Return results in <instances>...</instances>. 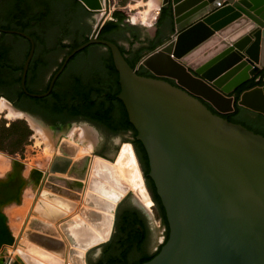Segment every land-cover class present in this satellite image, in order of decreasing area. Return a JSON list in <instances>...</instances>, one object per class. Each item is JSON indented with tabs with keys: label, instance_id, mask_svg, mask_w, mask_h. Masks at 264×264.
<instances>
[{
	"label": "water",
	"instance_id": "1",
	"mask_svg": "<svg viewBox=\"0 0 264 264\" xmlns=\"http://www.w3.org/2000/svg\"><path fill=\"white\" fill-rule=\"evenodd\" d=\"M78 1L93 12V19H86L93 30L100 16L96 12L102 10L101 0ZM225 2L228 5L223 6ZM166 5L172 8L175 32L169 40L144 56L136 68L129 65L116 44L98 39L97 32L106 22L103 17L86 43L59 59L62 62L60 69L52 78L49 72V88L40 94L26 88L27 73L36 49L33 38L24 32L3 28L0 33L18 35L30 42V52L23 64L21 88L35 99L51 94L59 76L76 54L97 44L110 50L119 75L117 97L137 132L136 139L146 151L148 176L165 209L170 230L169 239L159 254L143 264H264V137L223 117L235 110L233 93L264 70V0H162L159 10ZM171 55L179 59L180 64L171 59ZM151 58H154L152 64ZM242 58L247 62L220 76L228 66ZM259 58L260 69L248 68L234 77L240 68L248 63L253 65ZM140 66L155 77L138 75ZM163 78L173 80L175 85ZM228 99H231L229 107L226 105ZM238 105L264 115V86L243 92ZM1 107L7 108L9 116L26 118L55 149L62 136L71 137L79 126L82 127V143L94 145L96 153L114 160L120 148L119 139L131 137L128 133L113 134L103 126L87 122L53 131L42 117L39 119L4 100H1ZM58 148L68 149V155L63 153V156L73 157L78 146L62 140ZM124 153L127 156L123 166L125 179L116 175L110 166L100 168L96 164L99 180L91 183L95 193L88 195L86 204L89 208L81 211L82 217L59 224L68 248L59 232L49 224L59 221L65 213L48 203L37 206L36 213L49 223L34 221L30 225L33 231L24 234L32 245H36L34 249H28L31 254L50 261L49 256L56 264H64L67 256L71 264H89L90 252L112 239L119 206L130 189L142 202L149 199L131 144L121 146L115 163ZM12 162L15 172L0 180V245L14 240L4 209L21 204L27 186L22 178L25 165L16 159ZM89 162L90 157H84L73 168V173L83 177ZM67 163L57 157L51 173H63ZM46 175V186L65 196L70 193L59 187L53 188L50 183L78 190L83 187L81 182L53 178L50 172ZM42 196L67 211L73 208L60 196H51L48 192ZM138 198L132 196L134 204L143 209ZM152 222L155 240L159 241L161 233L154 220ZM19 252L28 264L38 263L31 260L30 254Z\"/></svg>",
	"mask_w": 264,
	"mask_h": 264
},
{
	"label": "trees",
	"instance_id": "2",
	"mask_svg": "<svg viewBox=\"0 0 264 264\" xmlns=\"http://www.w3.org/2000/svg\"><path fill=\"white\" fill-rule=\"evenodd\" d=\"M169 8L171 10L162 8L156 23L158 31L149 48H135L137 43L142 44L140 31L131 26L127 16L120 11H115L111 20L102 26L99 38L117 46L119 42L126 43L128 49L125 46L119 48L129 65L136 68L145 54L154 51L165 39V25L168 20L172 22L170 5ZM92 15L78 0H0V28L24 32L33 38L36 45L26 78L29 92H47L52 76L62 65L59 59L89 40L92 27L86 19ZM101 47L92 45L76 54L56 81L51 94L35 99L27 96L21 88L23 64L30 52V42L18 35L0 33V95L17 109L38 115L55 126L85 120L103 126L113 134L135 132L124 104L117 97L120 93L119 75L112 55L110 51L103 57L98 55ZM49 72L51 78L47 81ZM137 73L144 77H155L143 66ZM166 80L175 85L173 80ZM258 86H264V70L233 93L236 98L235 110L223 117L264 137V115L238 105L243 92ZM206 105L217 113L209 104ZM31 134L25 122H13L0 133V150L17 154ZM137 143L145 172L148 173L146 151L141 142ZM7 144L11 146L7 148ZM149 186L160 208V216L167 225L165 209L150 178ZM160 250L138 264L150 261Z\"/></svg>",
	"mask_w": 264,
	"mask_h": 264
},
{
	"label": "rangeland",
	"instance_id": "3",
	"mask_svg": "<svg viewBox=\"0 0 264 264\" xmlns=\"http://www.w3.org/2000/svg\"><path fill=\"white\" fill-rule=\"evenodd\" d=\"M161 4H162V0H105V11L107 12L106 13L107 18H108V15H109V18L113 17V13L115 11H120V12L124 13L127 16L128 21H130L133 24V26L138 28L139 31L143 32L144 34H149L150 36H153L155 34V31L157 28V26H156L157 20H158L160 14H161V11H162V10H159V8L161 7ZM168 6L169 5H166L165 7H168ZM96 13H100V12H96ZM155 13H158V14H156V18L154 19ZM100 18L101 17L99 16V18L96 21L95 26L92 30V33H95L96 26H97V23H98ZM109 18H108V20H109ZM165 26H167L164 29V33L166 36L172 35L175 32V24H174L173 16H172V22H171V20H168V22L166 23ZM170 26H172V28H173L172 30H171ZM153 59L154 58H151L150 60H153ZM0 99H4L5 101H7L9 103V105H13L9 100H7L5 97H3L1 95H0ZM228 103H229V105H231V99H228ZM20 121H23L26 123V125L28 126V128L30 129L32 134H31L29 140L25 143V145L22 146L21 148H19L20 151L17 154L11 155V154H8V153L0 150V175L4 176L6 173L5 171L11 168L12 160L17 159V160L23 162V164H25V170H26L25 175L28 176L29 178L31 177L32 172L34 170L35 171L37 170L36 174H38L39 178L43 172L45 174L50 172V174H51V176H53V178L56 177V178H60L63 180H67L69 182H72V179L77 178L78 180H76V181L81 182L82 186H83L81 190L71 188L74 190V192L73 193L68 192L72 195L68 194L67 196L57 193L51 187H47L45 184H41L40 187H38V186L37 187H31L24 195V204L22 206H16L15 205V206L7 209V214L9 215V218H10V224L12 227V231H13V234L16 236V239H18L19 247L23 248V247L27 246L26 250L18 249V251L21 250L26 254H31V252L28 251V249L29 250L32 248L34 249L36 245L35 246L32 245L33 243H31L28 239H26L24 237L23 233L33 231L30 227L32 222L37 221V220L42 221L41 217H38V215L36 214L37 206L42 202L43 203L48 202V204H51V202L46 200V198H44L42 195L44 193L48 192L51 196H57V197L60 196V198L63 199L65 202L67 201L69 204L73 205V208L70 211H67L64 208L62 209V207L55 205V208L59 209L61 212H64L65 216L55 223H49L45 219H44L45 222L42 221L43 223L48 222L49 224H51V226H53V228H55L59 232V234L61 235V239L66 240L63 232L59 228V224L65 220H68V219H71L74 217L75 218L76 217H82L81 211L89 208V206H87V204H86V201L88 199V195L95 193L93 188H91V183L93 180L94 181L99 180V178L97 177V175L95 173L96 163H95V166L93 167V169H91L92 170L90 173L91 176L90 175H84L83 177H79L78 173H73V168H75L77 166L76 164L79 165V162L83 161V158L86 157L87 155H90L89 157L91 160V156H95V155L99 156L100 154L95 152L94 145L84 144L80 141L81 135H82V127H79V126L76 127L74 129L71 137L62 136V138L60 140V142L62 140H67V142L74 143L78 146L76 153L73 155L74 156L73 159L71 157L63 156L64 154H59V157H61L63 160H67L69 162L66 164L68 169H69L70 165L73 164V162H77V160H79V161L70 169V172L68 173V175L65 176V177H67V179H65L64 176L60 177V176H58L59 175L58 172H52L51 173V166H52L54 160L57 158L56 156H58V154H57L58 151L56 149L58 148L60 142H59L56 149L53 148L44 139V137L40 133L37 132L36 129L31 127V125L29 124V122L26 118L21 117V116H15L12 118H8L7 117V111L2 112V113L0 112V133L3 130V128H5V127L8 128L13 122H20ZM10 146L11 145H9V144L6 145L7 148H9ZM125 151H126L125 153H127V154L129 153L127 150H125ZM125 153L122 154L121 160L117 163H115V159H116L117 154H116L114 160L110 159L108 157L104 158L107 160H111L116 165L117 169L119 170L120 174L123 176L124 179H125L124 173H125L126 169L124 170L123 166L125 165V163L127 161L126 160L127 156L125 155ZM102 157H105V156H102ZM45 180H46V178L43 180V183ZM125 181H127V180H125ZM73 182H75V181H73ZM84 182H86V183H84ZM46 184H48V183H46ZM76 194H79L78 199L76 198ZM133 194H135V193H133ZM34 205H35V207H34ZM51 205H53V204H51ZM145 206L149 210H151L152 202L150 200H147L145 203ZM33 208L35 209V212L33 211ZM154 214H155V217H154L155 226L157 227L158 231L161 233V237H162L163 227L160 226V220H159L156 212H154ZM11 246H12V243H11ZM0 250H1V247H0ZM18 251L15 254L11 247H9V248L5 247L4 252L2 250L0 251V262H3L5 264H14L15 262H17L19 264H28L27 261L24 258H22L21 254L19 256L20 252H18ZM28 256H30V255H28ZM47 257L50 259V261H52L49 256H47ZM35 259L37 261L41 262L37 258H35ZM39 259H41V258H39ZM66 260H67V258L64 259V262H66ZM52 262H54V261H52ZM44 264H46V263H44Z\"/></svg>",
	"mask_w": 264,
	"mask_h": 264
},
{
	"label": "flooded vegetation",
	"instance_id": "4",
	"mask_svg": "<svg viewBox=\"0 0 264 264\" xmlns=\"http://www.w3.org/2000/svg\"><path fill=\"white\" fill-rule=\"evenodd\" d=\"M93 15L90 16V19H93ZM105 19L106 21L108 20L107 16L105 17ZM87 23L91 26L90 21H87ZM128 23L131 26H133V24L130 21ZM100 29L97 32L98 39H100L99 38ZM157 31L158 29L156 28L154 37L150 36L149 34H144L143 32L140 31V40L143 45L142 47L149 48L151 46V43L154 41ZM93 34L94 33L89 34V39L91 38ZM118 45L123 46V43L119 42ZM100 46H103V45H100ZM108 51L110 50L106 48L105 46H103L99 48L98 55H101L103 57L104 55L108 54ZM163 80L169 82L168 80H166V78H163ZM34 116L39 119L41 118L38 115H34ZM78 122H87L89 124H93L85 120L70 121L66 124H63V125L61 124L58 126L48 124L47 122L45 123L53 131H58V130H63L69 127L70 125L74 123H78ZM93 125H96V124H93ZM135 132L132 130L126 131V132H120V133H128L131 135V137L128 139L127 138L119 139V145L121 148L123 144H126V143L131 144L133 151L135 153V156L137 158L139 168L141 169L142 174H143L144 184H145L147 193L149 195L148 200L152 202V208L151 210H147V208L145 207L146 202H142L138 198V196H136V194H133L135 192L132 189L133 193L128 194L126 199L119 206L118 213H117V219H116V226H115L112 239L108 243H105L90 252L89 257H88L89 264H138L139 262H142L145 258L156 254L167 243L168 241L167 238L169 239V236H170L169 224L167 221V225H165L163 218L160 216V211H159L160 208L155 201L154 193L150 189V186H149L150 177L148 176L149 172L148 173L145 172L144 163L142 162L140 154L138 152L139 146L137 142L139 141L136 139L137 132L136 134ZM99 156L102 157L105 155L100 154ZM103 158H106V157H103ZM132 196L137 197L138 200L142 202L143 209L139 208L136 204H134ZM124 204H129V207L125 208ZM154 212H156L160 220V226L163 227L162 237L159 239V241L155 240V237H154L155 229L153 228L154 226L152 222L155 217ZM137 220L139 221L137 222ZM167 233H168V236H167ZM0 264H5V263L0 262Z\"/></svg>",
	"mask_w": 264,
	"mask_h": 264
},
{
	"label": "bare ground",
	"instance_id": "5",
	"mask_svg": "<svg viewBox=\"0 0 264 264\" xmlns=\"http://www.w3.org/2000/svg\"><path fill=\"white\" fill-rule=\"evenodd\" d=\"M236 1V0H235ZM203 2V1H202ZM205 2H207V0H205ZM101 4H102V10H100L99 12L101 13L100 14V17L101 18H105L106 17V11H105V0H101ZM200 5H202V4H200ZM158 8V7H157ZM104 13V14H103ZM156 14H158V13H155V15H154V19L156 18ZM233 17V14H231V18ZM100 18V19H101ZM99 19V20H100ZM259 29H261V28H259ZM261 30H263V28L261 29ZM253 41H254V39H253ZM176 42H177V39H175V41H174V43H173V46L175 47V44H176ZM172 48V49H174L175 50V48ZM166 48V47H165ZM174 50H173V52H174ZM172 52V53H173ZM171 59H173L176 63H178V64H180V60L179 59H177L175 56H173L172 55V57H171ZM153 61H154V59L153 60H150V63L152 64L153 63ZM247 62V60L246 59H244V58H242L241 60H240V62H237V63H235V64H232V65H230V66H228V68L226 69V70H224L223 72H221V75L220 76H223L224 74H226L227 72H230V71H232L233 69H236L237 67H239L240 65H242V63L243 62ZM253 65H251V64H249L248 63V65L246 66V67H243V68H240L239 69V71L235 74V76L234 77H236V75L238 74V73H240V72H243V71H245V70H247L248 68H252V69H260L261 68V64H260V58L258 59V61H255V62H253L252 63ZM179 70V69H178ZM180 71V70H179ZM180 73H181V71H180ZM1 100H4V99H0V112L2 113V112H5V111H7V117L8 118H12V117H15V116H9L10 115V113H9V111L7 110V108H2L1 107ZM5 101V100H4ZM7 102V101H6ZM8 103V102H7ZM9 104V103H8ZM226 105H227V107H229V106H231V105H229V103L227 102L226 103ZM16 116H18V115H16ZM58 152H57V154H58V156H56V157H59V154H65V155H68V149H62V150H60L59 148H57L56 149ZM86 156V155H85ZM87 156H90V155H87ZM74 157V156H73ZM73 157H71L72 159H73ZM59 158H61V157H59ZM62 159V158H61ZM71 159V160H72ZM17 160V159H16ZM105 159L103 158V157H101V156H97V155H95L94 157H92L91 156V160H90V162H89V165H88V168H87V170H86V172H85V175H90V173H91V169H93V167L95 166V163L100 167V168H104V167H111L112 169H113V171L115 172V174L116 175H118L120 178H123V176L120 174V172H119V170L117 169V167H116V165L111 161V160H107L106 159V161H104ZM70 161V160H69ZM79 160H77V162H78ZM73 162V161H72ZM71 162V163H72ZM77 162H73V164L72 165H70V167H69V169L67 168V169H65L64 171H63V173H59V175L58 176H64V178L65 179H67V177H65V176H67L68 175V173L70 172V169L77 163ZM80 163V162H79ZM76 165H78V164H76ZM13 168H14V163L13 162H11V170L9 171V173L8 174H11V173H14L15 171H13ZM26 170L24 169L23 170V172H22V178L24 177V174L26 173L25 172ZM36 172H37V170L35 171H33L32 172V175H31V177L29 178L28 176L25 178H23L24 179V181H25V183H26V185L27 186H30V188L31 187H40L41 186V184H45L46 185V183H48V180H45L44 181V183H43V180L46 178V174L43 172L42 174H41V176H40V178H39V176H38V174H36ZM40 173V172H39ZM66 174V175H65ZM94 174V173H93ZM91 176V175H90ZM22 179V180H23ZM124 179V178H123ZM76 180H78L77 178L76 179H72V181H75V182H77ZM24 183V182H23ZM84 183H86V182H84ZM88 183V182H87ZM21 184V183H20ZM50 184H52V186H53V188H61V189H63L64 191H66V192H70V193H73L74 192V190L73 189H71V188H65V187H61V185L60 184H58V183H55V182H51ZM33 185V186H32ZM85 187V186H84ZM84 191V190H83ZM133 193V191H132V189H130V191H129V194H132ZM53 194V193H52ZM83 194V193H82ZM69 200V199H68ZM84 200V199H83ZM48 203V202H47ZM80 203V202H79ZM51 205V204H50ZM51 206H53V207H55V205H51ZM34 207H35V205H34ZM78 207V206H77ZM76 210V209H75ZM33 211L35 212V209L33 208ZM74 211V210H73ZM71 213V212H70ZM37 214V213H36ZM38 215V214H37ZM39 216V215H38ZM40 217V216H39ZM75 218V217H74ZM41 220L43 221V222H45V220L43 219V218H41ZM46 223H48V222H46ZM60 228V227H59ZM61 230V229H60ZM25 234V232L23 233V235ZM22 235V234H21ZM14 237V240H13V242H11L12 243V246H11V243H4V244H1L0 245V247H1V250L4 252V248L5 247H11L12 249H13V252L16 254L17 253V251H18V249H22V250H26L27 249V246H25V247H23V248H21V247H19V245H18V239H16V236L14 235L13 236ZM61 237V236H60ZM65 237V236H64ZM21 239V238H20ZM66 239V238H65ZM62 240V239H61ZM65 243H66V245H67V248H68V243H67V241L66 240H63ZM20 244V243H19ZM0 250V251H1ZM21 251V250H20ZM19 252V251H18ZM23 252V251H22ZM51 254V253H50ZM52 256H53V258H56L55 256L56 255H54V254H51ZM19 256H20V253H19ZM29 257H31V260H35V261H37L35 258H37L38 260H40L41 262H39V261H37L38 263L37 264H44V263H46V264H56V262L54 261V262H52V261H49V260H46V259H39V257L38 256H36V255H33V254H30V256ZM68 257V256H67ZM66 257V258H67ZM28 259V258H27ZM30 261V260H29ZM28 263V262H27ZM31 263V262H30ZM64 264H71L69 261H68V258H67V260H66V262H64Z\"/></svg>",
	"mask_w": 264,
	"mask_h": 264
},
{
	"label": "crops",
	"instance_id": "6",
	"mask_svg": "<svg viewBox=\"0 0 264 264\" xmlns=\"http://www.w3.org/2000/svg\"><path fill=\"white\" fill-rule=\"evenodd\" d=\"M226 5H228V3L227 2H225L224 4H223V6H226ZM163 8H167V9H169V10H171L170 8H169V6L168 7H163ZM213 12V11H212ZM211 12V13H212ZM210 14V13H209ZM109 20H111V19H109ZM108 20V21H109ZM170 36L171 35H169V36H166L165 37V39L159 44V46L160 45H162L164 42H166L167 40H169L170 39ZM152 37H154V35L152 36ZM123 46H125L127 49L129 48L128 47V45L127 44H123ZM143 45L142 44H140V43H137L136 45H135V48H140V47H142ZM148 53H150V52H147L146 54H145V56L148 54ZM23 163V162H22ZM25 165V164H24ZM9 171L11 170V168L10 169H8ZM8 170H6L5 172V175L4 176H1L0 175V180H4L5 178H6V176H7V174L9 173V171ZM26 174V173H25ZM24 174V177L26 178L27 176ZM23 177V178H24ZM30 189V186H26V188H25V190L23 191V196H22V202H21V204H12V205H10V206H8L7 208H5L4 209V214H5V216H6V218H7V226H8V228H9V230L11 231V233H12V235L14 236V234H13V231H12V227H11V224H10V218H9V215L7 214V209H9L10 207H13V206H22L23 204H24V195H25V193L28 191ZM39 217V216H38Z\"/></svg>",
	"mask_w": 264,
	"mask_h": 264
},
{
	"label": "built area",
	"instance_id": "7",
	"mask_svg": "<svg viewBox=\"0 0 264 264\" xmlns=\"http://www.w3.org/2000/svg\"><path fill=\"white\" fill-rule=\"evenodd\" d=\"M106 16H107V15H106ZM108 18H109V15H108ZM108 18H107V19H108ZM111 18H112V17H110L109 19H111Z\"/></svg>",
	"mask_w": 264,
	"mask_h": 264
}]
</instances>
